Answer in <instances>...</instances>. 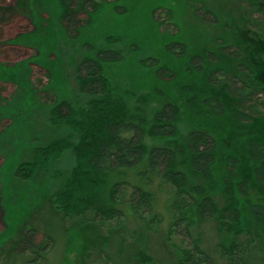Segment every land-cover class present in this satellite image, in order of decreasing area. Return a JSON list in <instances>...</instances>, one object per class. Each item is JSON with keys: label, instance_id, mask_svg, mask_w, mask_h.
Listing matches in <instances>:
<instances>
[{"label": "rangeland", "instance_id": "obj_1", "mask_svg": "<svg viewBox=\"0 0 264 264\" xmlns=\"http://www.w3.org/2000/svg\"><path fill=\"white\" fill-rule=\"evenodd\" d=\"M121 2L126 7L125 13L103 7L93 14L89 26L80 30L77 37H71L57 20L48 0H0V23H4L0 25V43L9 41L0 49V264H137L139 251L152 258V264H172L176 258L175 245L183 244L181 235L168 236L173 216L170 186L157 176L144 178L140 174L146 168V155L133 167L100 173L105 195L114 181H125L152 193L151 209L144 213V220L138 219L126 203L129 188L122 201L114 206L122 211L116 220L88 224L55 210L51 197L69 173L72 164L69 153L26 180L16 175L19 164L31 159L32 149L66 134L64 129L48 124L49 109L56 101L70 99L75 94V65L82 56L91 54L86 43L105 45L107 35L122 36L123 42L117 46L123 50L124 59L105 63L104 73L136 92L129 100L130 105H139L149 122L154 110L166 100L179 107L176 136L145 134L146 149L170 140L180 142L193 127L205 129L217 141L219 161L215 171L222 166L224 152L234 153L239 158L238 174L248 180L251 199L256 198L246 141L252 135L264 144V125L261 120L238 122L234 116V99L221 86L208 85L206 72L190 73L186 67L192 52L204 46L214 48L221 38L243 48L264 93V36L249 23V3L264 13V0ZM201 4L218 15L219 23L203 22L193 13L194 5ZM172 41L183 42L186 55L176 53L177 46L174 51L168 49ZM132 44L137 48L131 47ZM148 57L168 66L173 78H163L154 72L155 67L140 63ZM220 57L224 68L234 69L235 60L223 54ZM184 83H190L200 99L218 95L224 103V113H210L201 101L197 111L191 110L178 93V87ZM141 95L146 96L145 103L136 101ZM186 171L189 180L196 182ZM244 215L257 243L264 248V237L249 213ZM193 221L192 237L198 235L216 264H224L216 252L215 221ZM27 228L38 229L50 240L43 258L34 263L27 261L29 253L21 254L17 250Z\"/></svg>", "mask_w": 264, "mask_h": 264}, {"label": "trees", "instance_id": "obj_2", "mask_svg": "<svg viewBox=\"0 0 264 264\" xmlns=\"http://www.w3.org/2000/svg\"><path fill=\"white\" fill-rule=\"evenodd\" d=\"M48 1L54 7L57 20L71 37H77L80 30L89 26L93 14L103 7L121 14L126 11L121 0ZM249 6L250 26L264 36V13L254 3ZM193 13L203 22L219 23L218 15L202 4L194 5ZM219 40L215 41L218 43L214 48L204 46L192 52L186 70L206 72L208 85L221 86L234 99V116L238 122L248 124L261 120L264 125V93L253 63L245 57L241 46ZM8 42L0 43V46L8 45ZM105 42L100 46L86 43L91 54L82 56L75 65V94L70 99L56 101L49 109L48 124L64 129L66 134L32 149L31 159L19 164L16 175L26 180L69 153L72 156L69 173L51 197L55 210L88 224L116 220L122 216V211L114 206L122 201L129 188L126 203L138 219L144 220V213L151 209L152 193L125 181H114L105 195L100 173L133 167L146 155V168L140 172L141 176H157L173 193L170 202L173 216L168 236L181 235L183 244L175 245L176 258L172 264H216L198 235L192 237L193 219L215 221L216 252L224 264H264V248L257 243L244 215L249 213L264 237V144L252 135L246 141V155L256 183L255 199L250 197L248 180L238 174L239 158L234 153L224 152L222 166L215 171L219 161L217 141L205 129L193 127L182 141L170 140L147 150L143 143L145 134L162 138L176 136L179 107L166 100L154 110L149 122L139 105H130L129 100L136 92L104 73L105 63L124 59L123 50L117 46L123 42L122 36L107 35ZM130 46L137 48L133 44ZM175 46L179 48L176 53L186 55L183 42L172 41L168 49L174 51ZM220 54L235 60L233 70L224 68ZM140 63L155 67L154 72L163 78L174 76L173 71L156 58L141 59ZM44 72L49 77L48 72ZM178 93L191 110L197 111L201 101L214 115L225 111L218 95L200 99L199 92L190 83L181 84ZM136 101L145 103L147 98L141 95ZM187 169L196 182L189 180ZM49 244L47 235L36 228H27L17 250L21 254L29 253L27 261L34 263L43 258ZM136 263L152 264L153 260L139 251Z\"/></svg>", "mask_w": 264, "mask_h": 264}]
</instances>
